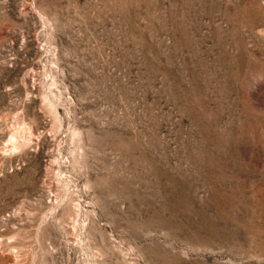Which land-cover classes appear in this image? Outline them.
I'll return each mask as SVG.
<instances>
[{"label":"rangeland","instance_id":"1","mask_svg":"<svg viewBox=\"0 0 264 264\" xmlns=\"http://www.w3.org/2000/svg\"><path fill=\"white\" fill-rule=\"evenodd\" d=\"M0 264H264V0H0Z\"/></svg>","mask_w":264,"mask_h":264},{"label":"bare ground","instance_id":"2","mask_svg":"<svg viewBox=\"0 0 264 264\" xmlns=\"http://www.w3.org/2000/svg\"><path fill=\"white\" fill-rule=\"evenodd\" d=\"M14 137V136H13Z\"/></svg>","mask_w":264,"mask_h":264}]
</instances>
